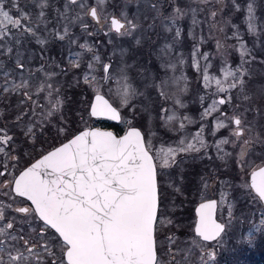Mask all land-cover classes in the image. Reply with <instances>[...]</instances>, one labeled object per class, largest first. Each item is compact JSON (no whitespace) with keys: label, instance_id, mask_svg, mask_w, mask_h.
Instances as JSON below:
<instances>
[{"label":"rangeland","instance_id":"rangeland-1","mask_svg":"<svg viewBox=\"0 0 264 264\" xmlns=\"http://www.w3.org/2000/svg\"><path fill=\"white\" fill-rule=\"evenodd\" d=\"M79 2L73 5L48 0L44 18L47 12H54L58 27L48 28L47 23H37L38 35L46 40L43 45L28 33H17L16 29L6 38H0V121L5 120L9 136H12V132L13 146L19 147L24 161H30L81 130L96 127V119L90 115V106L94 95L102 93L120 110L122 121L119 124L124 125L125 130L132 126L141 128L146 145L158 164L159 208L155 226L158 259L168 264L173 258L168 253H172L176 264H226L223 259L225 252L234 248L240 254V246L244 244L245 264H253L248 261V251L259 249V244H264V224L261 223L264 220V207L252 195L250 188L252 170L264 165V0H235L239 8L233 5V0H210L208 3L201 0H105L102 5H98L97 0H84L89 8L97 7L100 14L97 23L90 15H85L87 9H81ZM38 3L39 0H18L19 8L29 13L34 22L40 11ZM249 3L254 8L258 27L256 33L249 32L247 28ZM66 4L67 19L60 15L65 13ZM177 7L185 14L173 25L168 18ZM156 9H159V16ZM16 13L17 9H12L14 16ZM77 14H80V21L75 20ZM111 16L124 21L126 29L127 21L137 27L130 35L117 34L110 30ZM194 19L196 23H193ZM82 25H87V29ZM65 26L69 28V34L61 40L59 35L63 34ZM177 28L180 29L179 37H176ZM237 32L250 50V55L245 58L248 61L245 65L248 74L244 77V91L251 97L250 101L242 99L238 88L230 93H217L214 80L210 87H205L203 79L205 74L222 78L221 69L225 60L232 68L241 63L240 40L234 35ZM29 40L34 44H29ZM56 40L62 43H58L57 50H51L48 46L52 47L51 42ZM218 41L222 47L217 46ZM84 44L91 46L92 52L82 48ZM166 45L171 47L166 48ZM35 47L49 48L50 60L44 63L37 60ZM8 48L12 51L9 52ZM66 50L69 56L65 57L64 68L55 54ZM17 52L19 62L25 65L23 69L17 66ZM93 53L100 57L99 62L93 60ZM77 54L81 55L78 57ZM77 60L79 67L73 66ZM89 63L94 65V69L88 67ZM103 65H111L108 73L103 71ZM170 65H175V68ZM85 75L89 76V82H85ZM104 76L109 79H102ZM122 76H126L127 83L135 93L125 107H121L117 95L125 82ZM22 79L29 83L27 89L4 91L6 80L11 88L13 83L19 84ZM44 83L51 85L52 96H49L47 88L42 92L36 91L37 85ZM185 87L186 91H182ZM25 91L32 99H28ZM229 95L232 97L231 103L218 105L216 111L201 119L212 100ZM177 98L183 107L176 103ZM57 100L63 101L62 106L59 110H53L51 105ZM189 107L195 112L192 109L186 111ZM50 111L53 112L51 116L48 115ZM173 114L177 119L168 121L167 117ZM225 115L240 116L251 131L246 130L241 140H235L231 135L235 125L224 119ZM184 117H189L190 121ZM217 118L224 120L227 126L217 129ZM181 123L184 124L183 128L180 127ZM29 124L33 126V134L27 132ZM13 129L17 130L16 134ZM164 129L177 135L163 140ZM198 132H202L208 147L195 153L204 154L209 161L213 158L214 167L208 171H214L215 177L212 182V178L205 175L203 185L198 189V194H193V198L199 201L215 196L219 202L220 219L227 223L224 234L212 243L204 242L195 235V219L191 211L193 213L196 203L186 200V208H191L177 213L182 205L173 206L170 202L176 200L179 188L166 194L160 185L159 150L176 148L181 140L193 142L192 138ZM225 138L230 142L223 144L218 152L215 145ZM16 140H19L18 144ZM243 140H250V143L241 155ZM8 152L13 151L8 149ZM183 153L193 152H180L175 158ZM234 165L247 179L249 208L243 225L230 208V189L233 186L230 177H216V171L220 175L224 173L222 169L231 170ZM212 253H215V258Z\"/></svg>","mask_w":264,"mask_h":264},{"label":"snow or ice","instance_id":"snow-or-ice-1","mask_svg":"<svg viewBox=\"0 0 264 264\" xmlns=\"http://www.w3.org/2000/svg\"><path fill=\"white\" fill-rule=\"evenodd\" d=\"M70 2L75 5L78 0H70ZM104 2L105 0H97L98 5ZM201 2L208 3L210 0H201ZM233 5L239 8L235 0ZM47 6L48 0H39L40 11L34 22L29 13L19 8L18 0H0V38H6L12 34L13 29H16L17 33H28L36 39L37 43L45 44L46 40L38 35L37 23H47L44 19V9ZM79 6L81 9H87L85 15L99 20L100 14L97 7L89 8L84 0H80ZM67 8L66 4L65 13L60 14L66 19ZM12 9H17L15 16L12 14ZM156 12L159 16V9H156ZM184 14V10L177 7L168 19L175 25L177 19ZM212 15L215 16L216 13L213 12ZM75 20L80 21V14L76 15ZM193 23H196L195 19ZM127 25L126 29L125 23L113 17L110 21V30L120 35H130L137 25L131 21H127ZM82 26L85 30L87 29V25ZM247 28L251 33H256L258 30L252 3L247 6ZM122 29L125 31L122 32ZM168 30L171 31L170 28ZM68 34L69 28L65 26L59 38L63 40ZM234 35L240 40L238 32ZM179 36L180 29L177 28L176 37ZM16 42L18 43L19 40L17 39ZM217 46L222 47L219 41ZM81 47L92 52V47L88 44ZM8 51L11 52L12 49L8 48ZM239 53L241 63L236 68L230 67L225 60L224 67L221 69L222 78L205 74L203 79L205 87H210L214 80L217 93H230L232 89L238 88L242 99L250 101L251 97L244 91L246 87L244 77L248 74V69L245 67L248 61L245 58L250 55V50L242 40L239 43ZM80 55L77 54L78 57ZM93 60L99 62L100 57L93 53ZM17 66L21 69L25 67L19 62L18 52ZM73 66L79 67V61L73 62ZM196 66L199 68L198 61ZM88 67L94 69L92 63H89ZM102 67L103 71L108 73L111 65ZM170 67L174 69L175 65ZM46 75L50 76L54 73H46ZM84 79L85 82H89L88 75H85ZM102 79L106 80L109 77L104 76ZM122 79L125 82L117 91V95L121 107H125L129 105L130 98L135 93L132 86L127 83L126 76H122ZM29 86V83L22 79L19 84L13 83L9 88L6 80L4 91H21ZM45 88L48 89L49 96H52V87L47 83L37 85L36 91L42 92ZM182 91H186V87ZM24 94L28 99H32L27 91ZM231 100L230 95L219 100H212L211 105L202 113L201 119L216 111L218 105L231 103ZM62 103V100H57L51 107L53 110H59ZM176 103L183 107L179 98L176 99ZM48 115H53V112L50 111ZM90 115L104 116L112 120L121 119L118 109L99 94L95 97V103L91 105ZM176 119L175 114L167 117L168 121ZM183 119L190 121L189 117ZM224 119L235 125L231 135L237 141L241 140L246 130L251 131L240 116L225 115ZM226 126L224 120L217 118V129ZM180 127L183 128L184 124L181 123ZM27 132L33 134L31 124L28 125ZM192 141L181 140L176 148L160 149L157 155L161 170L176 162L177 153L199 152L201 148L208 147L202 132H198ZM11 142L12 138L0 129V153H4L6 146ZM229 142L227 138L217 142L215 145L217 151L219 152L221 146ZM231 142L235 143V141ZM249 143L250 140H243L241 155L245 153ZM0 167L3 168L0 176L9 172L6 164ZM157 167L158 164L154 162V157L150 154L142 133L135 127L130 128L124 136L119 138L112 132L99 129H87L75 135L67 143L43 155L41 159L8 182L11 183L15 194L26 198L33 206L31 208L17 207L14 211L26 214V218L39 219L43 223V228L36 233V237L25 239L24 235L9 231L13 229L11 221L0 225V264H45V255H55L52 251V241L45 240V233L51 230L58 234L56 239L61 240L62 256L58 264H164L157 257L154 236L158 207ZM8 183L4 186L7 187ZM250 187L255 190L259 200L264 201V167L258 172L253 171ZM216 204L217 202L212 200L201 203L199 206V223L195 233L202 237L203 241H215L224 231V225L213 219ZM11 207V204L5 205L0 202V221L5 218V210ZM261 223L264 224V220ZM36 239L43 242L37 246ZM168 255L173 257L168 264H176L174 254L168 253ZM51 264H57V261L52 260Z\"/></svg>","mask_w":264,"mask_h":264},{"label":"flooded vegetation","instance_id":"flooded-vegetation-1","mask_svg":"<svg viewBox=\"0 0 264 264\" xmlns=\"http://www.w3.org/2000/svg\"><path fill=\"white\" fill-rule=\"evenodd\" d=\"M62 2H70V0H60ZM55 13L54 12H47L46 17L44 18L47 21L48 28L58 27V22L54 20ZM93 18V17H92ZM94 22H98L93 18ZM24 41V40H23ZM66 41V39H65ZM29 44H34L31 40L28 42ZM61 44L62 42L59 40H56V42H51V46H48L51 50L56 49L57 45ZM47 47H43V49H39V47H35V57L37 60L41 61L42 63L48 62L50 60L49 53ZM39 49V50H37ZM58 54V55H57ZM57 56V59L59 62H61L64 65L65 68V57L69 56V51L60 52L55 54ZM41 56V57H40ZM62 56V57H61ZM21 69V68H20ZM34 73V71H32ZM192 109V107H191ZM190 107L186 110H191ZM192 112H195L194 109H192ZM194 128V127H193ZM0 129L4 130L6 134L9 136V130L8 126L6 125L5 120L0 121ZM17 129V128H16ZM188 129L191 131V126L188 127ZM164 129V136L163 140L167 139L169 136L177 135L176 133H170L165 131ZM14 134L17 133V130H12ZM12 136V142L9 143L6 146L5 152L0 153V165H7L9 172L5 173L4 176H0V202H2L5 205L11 204V209L5 210V218L3 221H0V225L5 224L9 221L13 223V229L9 230L13 232L14 234H21L24 235L25 239H32L36 237V233L40 231L43 228V223L39 219H32L31 217L26 218V214L23 213H17L14 211L17 207H33L31 202L28 201L26 198L19 197L18 194H15L12 191V185L10 182L14 176H18L21 171L26 169L28 166H30L33 162H35L37 159H39L41 156L46 154L47 152L41 154L40 156H37L36 158L30 160V161H24V154L20 152V149L18 146H13V134L10 132ZM223 135V133H222ZM17 139V137H16ZM18 144L19 140H16ZM9 150H12L13 152H8ZM205 150V149H204ZM50 151V150H49ZM205 153V152H204ZM208 155V154H207ZM211 157V156H210ZM215 158V157H214ZM175 163L172 164L170 167L165 168L161 170V176H160V185L165 190L164 192L167 194L168 192H174L176 188H179V193H175L177 198L176 200H171V205L178 206L179 204L182 205V209L178 210L177 213H183L184 211H188L191 206L186 208L185 201H193L196 203L194 205L193 213L191 211V215H193L195 219V226L198 221V215L196 212L197 207L201 203H206L212 200H215L217 202L216 204V219L222 223L225 226V229L221 236L224 234L227 228V223L224 220L220 219V213H219V202L218 199L213 196L209 199H203L197 201L196 198H193V194H198V189L203 185L204 176L206 175L207 178L215 177V174H213L214 171L209 172L208 169L211 167H214L213 158L211 161H209V158H207L204 154L200 155L199 153H183L180 154L178 157L175 158ZM241 166V164H239ZM0 171H3V168L0 167ZM216 171V170H215ZM253 171V170H252ZM222 172L220 175L216 171V177L218 179L230 177V182L233 184V188L230 189V199L232 201L233 206L230 205V208H232L234 215L239 218L237 219L240 224H245L247 219V213H248V199L246 198V191L248 190L247 186V179L243 177L242 171H237V166L234 165L231 170L222 169ZM172 173V176L170 174ZM229 174V175H228ZM158 179V176H157ZM5 183H8V186L5 187ZM159 188V184H158ZM251 188V187H250ZM174 189V190H173ZM252 190V195L258 199L260 204L264 207L263 201L259 200L258 196L255 194L254 190ZM186 208V209H185ZM186 217H183L184 219ZM245 221V222H244ZM35 230V231H34ZM58 234L54 233V230H51L50 232L45 233V240H51L52 241V251L55 253L54 256H44V262L45 264H51L52 260H56L57 264L62 256V249H61V240H57L56 236ZM195 235L201 239L196 233ZM219 237L218 239H220ZM217 239V240H218ZM202 240V239H201ZM203 241V240H202ZM216 241V240H215ZM35 242L37 243V246H39L40 243L43 241L36 239ZM207 242V241H204ZM214 242V241H212ZM207 242V243H212ZM243 243V242H242ZM230 246H233L232 244ZM234 247V246H233ZM245 245L242 244L240 246V254H238L236 249L230 248V250H227L225 252L224 261L227 262L226 264H245L246 263V249H244ZM43 250H41L42 252ZM158 257V252H157ZM212 257L215 258V253H212ZM7 258V255L5 253V259ZM66 259V257H65Z\"/></svg>","mask_w":264,"mask_h":264},{"label":"water","instance_id":"water-1","mask_svg":"<svg viewBox=\"0 0 264 264\" xmlns=\"http://www.w3.org/2000/svg\"><path fill=\"white\" fill-rule=\"evenodd\" d=\"M113 18V17H112ZM114 18H116V19H119V18H117V17H114ZM120 20V19H119ZM122 23H124L123 21H121ZM97 94H99V95H102L106 100H108L109 101V103L110 104H112L111 103V101L104 95V94H102V93H96L95 95H94V97H93V100H92V103H91V105L92 104H94L95 103V97H96V95ZM113 105V104H112ZM113 107H115L114 105H113ZM90 110H91V106H90ZM118 111H119V109H118ZM119 113H120V111H119ZM93 117V116H92ZM120 117L122 118V116H121V113H120ZM93 118H97V119H108V120H111V121H114V122H119V121H121V119L120 120H112V119H110V118H108V117H104V116H99V117H93ZM130 128H132V127H130ZM129 128V129H130ZM135 128H137L141 133H142V135H143V132L141 131V129L140 128H138V127H135ZM87 129H99V130H101V131H107V132H112L115 136H117L118 138L119 137H122V136H124L128 131H129V129L124 133V134H122V135H117L113 130H111V129H104V128H99V127H93V128H86V129H83L82 131H85V130H87ZM82 131H80V132H82ZM80 132H78L76 135H78ZM75 136V135H74ZM74 136L72 137V138H74ZM72 138H70L69 140H71ZM143 138H144V135H143ZM68 140V141H69ZM68 141H66L65 143H67ZM144 141H145V139H144ZM62 145V144H61ZM61 145H59V146H57L56 148H58V147H60ZM55 149V148H54ZM54 149H52V150H54ZM51 150V151H52ZM50 152V151H49ZM47 154V153H46ZM46 154H44V155H46ZM151 154V153H150ZM152 155V154H151ZM39 159H41V157L39 158ZM39 159H37V160H39ZM36 160V161H37ZM35 161V162H36ZM34 162V163H35ZM154 162H155V160H154ZM33 164V163H32ZM31 164V165H32ZM30 165V166H31ZM30 166H28V167H30ZM262 167H264V166H262ZM262 167H260V168H262ZM260 168H258V169H256V170H254V171H259V169ZM253 173V172H252ZM156 180H157V176H156ZM251 183H252V174H251V176H250V185H251ZM254 190V189H253ZM157 192H158V207H159V190H158V181H157ZM254 192H255V190H254ZM207 203V202H206ZM263 204H264V201H263ZM200 206V205H199ZM199 206L197 207V209H196V212H197V215H198V221H197V224H196V226L198 225V223H199V212H198V210H199ZM158 207H157V213H158ZM216 210H217V208L215 209V212H214V215H213V219H215L216 220V222L217 223H220L217 219H216ZM222 224V223H221ZM196 226H195V228H196ZM224 229H225V226H224ZM223 233V232H222ZM198 235V234H197ZM154 236H155V232H154ZM219 238V237H218ZM217 238V239H218ZM201 239H202V237H201ZM216 239V240H217ZM203 240V239H202ZM156 241V240H155ZM207 242H212V241H207ZM156 254H157V251H156Z\"/></svg>","mask_w":264,"mask_h":264},{"label":"trees","instance_id":"trees-1","mask_svg":"<svg viewBox=\"0 0 264 264\" xmlns=\"http://www.w3.org/2000/svg\"><path fill=\"white\" fill-rule=\"evenodd\" d=\"M97 126L103 128H110L114 130L117 134H122L125 131L124 125L115 123L105 119H96ZM248 261L253 264H262L264 263V244H259V249H254V251H248Z\"/></svg>","mask_w":264,"mask_h":264}]
</instances>
